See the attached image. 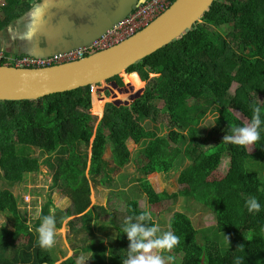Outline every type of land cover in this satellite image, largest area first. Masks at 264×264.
Segmentation results:
<instances>
[{
    "label": "trees",
    "instance_id": "trees-1",
    "mask_svg": "<svg viewBox=\"0 0 264 264\" xmlns=\"http://www.w3.org/2000/svg\"><path fill=\"white\" fill-rule=\"evenodd\" d=\"M1 9L0 29L15 17L11 5ZM257 54L263 61H256L248 73L246 57ZM126 71L110 81L137 88L146 82L141 96L127 105L107 102L103 109L106 101L118 98L113 92L110 97L94 92L91 104L90 85L35 99H0V218L7 216L13 226L0 224V264L53 263L48 250L38 244V232L33 235L25 215L20 217L13 192L23 183L24 172L39 169L42 157L55 172L54 182L57 178L70 188L74 204L69 211L59 210L56 227L77 214L70 220L71 228L74 236L89 231L80 238L81 249L91 253L93 264H106L107 247L102 238L89 246L83 239L91 233L89 220L100 215L93 213L97 206L87 209L90 180L117 196L108 206L121 213L120 220L106 208L107 218L102 220L103 226L116 230L110 264H123L127 256L131 241L122 231L127 217L145 227L154 223L160 229L157 236L171 231L179 237L172 249L180 256L179 264H264V186L258 174L264 172V124L251 149L222 140L232 134L231 128L251 123V105L260 106L264 120V0H214L198 22ZM232 82H237L233 92ZM157 99L163 102L160 108ZM160 112L167 124L157 127L154 117ZM95 115L101 118L93 135ZM17 121L24 130L19 142L34 145L37 157L16 149ZM221 160L228 168L213 178ZM133 161L131 171L124 169ZM173 171L180 189L156 192L148 176ZM118 186L127 188L117 191ZM143 195L149 205L168 202L166 221L137 219L148 208L134 206L130 199ZM252 198L260 204L259 212H249L246 201ZM212 212L215 226L200 228L198 213ZM4 249L10 256L2 253ZM77 258L75 252L58 264H77Z\"/></svg>",
    "mask_w": 264,
    "mask_h": 264
},
{
    "label": "rangeland",
    "instance_id": "rangeland-1",
    "mask_svg": "<svg viewBox=\"0 0 264 264\" xmlns=\"http://www.w3.org/2000/svg\"><path fill=\"white\" fill-rule=\"evenodd\" d=\"M102 1V0H99ZM105 1L104 6H102L99 9V14H102L103 12H106V10L111 7L108 0ZM135 5L137 4L138 0H133ZM79 2L86 3L87 0H79ZM68 3V0H0V11H2L3 5H11L13 12L15 14L14 20L11 22L10 25L6 26L4 28V33H2L3 37H10V34L8 33L9 28L12 27L13 30H15L17 33L13 36V40H20L27 38L28 35L34 40V36L37 34V32L41 34H37L41 39L37 40H43L45 42L48 41L50 43V40L54 41L56 43L57 37L55 36V33H63L64 31H67V35L63 36L62 38L67 39L66 36H71L68 39V44H64L61 46L59 43H57V46L55 47V44H53V47L55 49L60 50L62 47H66L68 45H73L83 38V30L84 26H89V22L85 19L79 20L77 18V13L74 11L72 6H65L64 4ZM95 3V0H94ZM94 3H87V5H93ZM59 4H62L61 6H58ZM123 5V2L120 4V10ZM83 7H86L85 5ZM74 12V13H73ZM91 12V11H90ZM68 19L66 24L60 23L59 19ZM73 19L78 20V22H74ZM51 20V26H48L49 21ZM27 30V31H25ZM19 34V36H18ZM12 39V38H8ZM71 41V42H70ZM11 54V53H9ZM19 54V53H18ZM15 55V54H13ZM261 54L254 55L253 57H246V60L248 61L249 70L252 68L253 64L260 60ZM152 74H150L151 76ZM111 80V79H110ZM106 82L104 84H93L94 88L90 91L97 96H106L110 97L111 93H114V96L118 97L114 100H108L104 103V106L107 102H116L118 105H126L129 104L131 101H133L135 98L141 96L144 90V86L146 85V82L138 87H134L130 83H118L116 81H110ZM118 84V85H117ZM236 87V84H233L231 86V92H233L234 88ZM156 105L160 108L163 105V102L161 100H155ZM114 104V103H113ZM104 108V107H103ZM90 114L94 115L91 112L90 108ZM96 116V115H95ZM209 118H212V116H208ZM101 117L96 116V120L93 125V135L95 132V127L97 122L99 121ZM155 124L157 127H161L162 122L167 124L166 121H164L163 118H161V112L155 115L154 117ZM13 126L16 131V149H24V151L28 154V156L31 157H37L39 155V150L33 145V146H26V143L19 142L20 132H23L21 124L17 121ZM17 127V128H16ZM6 131L5 129H3ZM159 133H164V130L158 131ZM146 133H150V129H147ZM92 139V137H91ZM90 139V140H91ZM133 145V144H131ZM135 148H137L138 145H133ZM142 148V146H141ZM133 150V147H131ZM248 149H251V145L248 146ZM88 153L90 154V150L88 148ZM39 158V157H38ZM43 158V157H42ZM42 158L39 160L38 170L31 169L27 172L23 173V183L21 185L13 187V192L15 196L17 197V206L19 210V215L22 217V214L25 215L26 220L25 223L29 228L32 230L33 235L37 233V229L39 228L40 224L42 223V220L45 216L53 215L55 217V220L58 221L59 212L61 211L66 212L74 208V204L72 202V199L69 197V191L70 188L63 183L61 180L54 182V176L55 172L51 170L49 166L44 164L42 162ZM227 160V159H226ZM226 160H221V163L219 166L215 169V171L212 174L213 178H218L225 174L227 168H228V162ZM135 163L133 161L126 169L127 171L132 170V165ZM3 170L0 166V175L2 174ZM85 173H87V169H85ZM115 176V175H114ZM177 172L173 171L170 173H152L148 176L153 188L156 190V192H159L163 190L164 188H168L170 192L176 191L180 189L181 185L177 183L176 181ZM259 178L260 183L264 185V172H261L259 170ZM127 187L118 186L116 190L119 189H126ZM88 196L90 199V204L87 207V209L93 208V206H97L94 214H100L98 219H91L89 220V225L91 226V233L87 235L86 238H83L85 240L86 246H89L90 242L94 243L97 241V237L103 239L104 245L107 247V251L104 254L105 263H109V258L111 256L110 248L113 245L114 237L116 235V230L112 225H108L105 223V225H102V220H105L107 217L104 214V209L107 210H113L114 217L116 216L117 220H120L121 213L116 210L115 208L109 207V203H114L117 200V196H115V193L111 192V189L108 187H104L101 185L95 186L91 183V180L89 182L88 187ZM180 199V198H179ZM131 203L134 206H147L148 211L151 212L152 217L154 220L161 219L162 221H166L169 214L164 211V208L167 207L169 204L168 202L164 203H155L149 205L147 198L145 195H143L140 198H132L130 199ZM181 202L178 200L176 202V205L172 208L175 209L176 206ZM60 210V211H59ZM10 215H12L10 213ZM9 215V216H10ZM198 215L201 216V223L199 225L200 228L202 226L208 228V227H214L215 226V216L212 213L205 214L204 213H198ZM13 216V215H12ZM78 215H71L68 217H65L62 221L60 226L56 227V237H55V244L52 248L47 249L53 263L52 264H58L60 261L66 259L67 257L71 256L75 252L78 254L77 260L81 261V264H93V260H91V253L89 251H83L81 249L82 242L80 240L81 237L86 235L87 230L85 232L80 231L78 234L74 236L73 229L71 228L70 220L76 218ZM196 217V216H195ZM193 218V216H192ZM12 220V217H11ZM77 221V220H76ZM74 221L76 226H79L80 223L77 221ZM4 223L8 228H13V226L8 222V217L3 215L2 218H0V224ZM167 223V222H166ZM159 224V223H157ZM4 252V255L8 254V249H4L2 253ZM153 254L161 255L165 259V264H179L180 263V256L178 254H175L168 251H156L153 250ZM10 256V253H9ZM168 256L174 257V260L169 262L167 260Z\"/></svg>",
    "mask_w": 264,
    "mask_h": 264
},
{
    "label": "water",
    "instance_id": "water-1",
    "mask_svg": "<svg viewBox=\"0 0 264 264\" xmlns=\"http://www.w3.org/2000/svg\"><path fill=\"white\" fill-rule=\"evenodd\" d=\"M213 1L174 0L161 14L131 36L75 60L35 68L0 65V99H35L80 86L102 84L121 71L127 72L126 68L129 65L179 37L187 28L200 20L202 13ZM118 2V8L123 2L121 7L123 10L110 11L108 21L100 22L91 38L43 56L87 45L135 6L133 0H118ZM48 26H51V20ZM55 36L57 37V33ZM26 54L39 56L36 53ZM113 103L118 105L116 102Z\"/></svg>",
    "mask_w": 264,
    "mask_h": 264
},
{
    "label": "clouds",
    "instance_id": "clouds-1",
    "mask_svg": "<svg viewBox=\"0 0 264 264\" xmlns=\"http://www.w3.org/2000/svg\"><path fill=\"white\" fill-rule=\"evenodd\" d=\"M143 3V0H140ZM252 118L251 123L244 126L231 128V135H224L222 140L226 143H231L239 146H249L260 140L261 125L264 120L261 119V108L258 105H251ZM246 206L249 212L255 210L260 211V204L256 198L246 201ZM132 217H127L122 231L126 232L129 241L127 256L123 258V264H165V259L161 255L153 254L156 251L170 252L179 244V237L171 231L164 232L161 236L156 233L160 231L159 227L153 223L151 227H145L141 223H131ZM137 219L139 221L152 220L150 211L142 212ZM38 244L43 249H50L55 244L56 237V220L53 215L45 216L37 229ZM169 262L174 260V257L168 256ZM81 264V261H77Z\"/></svg>",
    "mask_w": 264,
    "mask_h": 264
},
{
    "label": "built area",
    "instance_id": "built-area-1",
    "mask_svg": "<svg viewBox=\"0 0 264 264\" xmlns=\"http://www.w3.org/2000/svg\"><path fill=\"white\" fill-rule=\"evenodd\" d=\"M171 3L172 0H143V3L138 0L137 4L128 14L109 26L87 45L42 57L28 54L16 56L0 51V65L35 68L81 58L102 48L114 45L131 36L161 14ZM93 88L94 85L91 84L90 89L92 90Z\"/></svg>",
    "mask_w": 264,
    "mask_h": 264
},
{
    "label": "crops",
    "instance_id": "crops-1",
    "mask_svg": "<svg viewBox=\"0 0 264 264\" xmlns=\"http://www.w3.org/2000/svg\"><path fill=\"white\" fill-rule=\"evenodd\" d=\"M108 1H109V4L111 7H109L106 10V12H103L102 14H99L98 12H99V9L102 6H104V4H105V1H103V0L102 1L95 0V3H94V0H87L86 3L79 2V0H68V3L64 4L65 6H72L73 7L74 11L77 13V18L79 20L85 19L86 21L89 22V26H86V25L84 26V30H83L84 32H83L82 40H86V39L91 38L96 31V26L100 22L108 21L110 11L114 12L115 10L120 9L117 7V5H119L118 0H108ZM87 3H89V4L94 3V4L88 6ZM61 5L62 4H59L58 6H61ZM84 5L86 7H83ZM67 20H68L67 18L66 19H59L60 23H62V24H66ZM73 20H74V22H78V20H76V19H73ZM11 22L8 23L7 25H5L2 29H0V51H4L6 53H11V54L36 53V54H39V56H41V55L43 56L46 53L57 50V49H55V47L57 46V43H59L61 46H63L64 44H68V39L71 37V36H66L67 39L62 38L63 36L68 34L67 31H64L63 33L57 34L56 43H54V41H52V40H50V43H48V41L45 42L43 40H37V39H41L38 36L41 33L37 32L38 35L36 34L34 36V38H35L34 40L30 37V35H28L27 38H25V39L13 40V36L17 32L15 30H13L12 27L9 28V31H8V33L10 34V37H7V36L3 37L2 33H4V28L6 26L10 25ZM25 31H27V30H25ZM16 36H17V34H16ZM18 36H19V34H18ZM8 38H12V39H8ZM53 44H55V47H53ZM30 47H33V48H30ZM260 60L263 61V58H261ZM251 70H249L248 73L251 72ZM150 74H152L151 76L154 75L153 73H150ZM233 84H236V86H237V82H232V85ZM93 93L91 92V104H92V94ZM103 107H104V105H103ZM259 182H260V179H259ZM262 186H264V185H262Z\"/></svg>",
    "mask_w": 264,
    "mask_h": 264
},
{
    "label": "bare ground",
    "instance_id": "bare-ground-1",
    "mask_svg": "<svg viewBox=\"0 0 264 264\" xmlns=\"http://www.w3.org/2000/svg\"><path fill=\"white\" fill-rule=\"evenodd\" d=\"M30 48H33V47H30ZM121 72H122V71H121ZM121 72H120V73H121ZM115 75H117V74H115ZM113 76H114V75H113Z\"/></svg>",
    "mask_w": 264,
    "mask_h": 264
}]
</instances>
